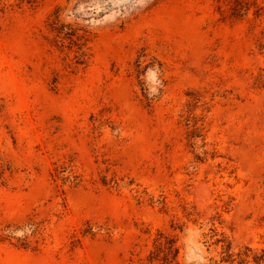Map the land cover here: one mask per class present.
Listing matches in <instances>:
<instances>
[{"label": "rangeland", "instance_id": "obj_1", "mask_svg": "<svg viewBox=\"0 0 264 264\" xmlns=\"http://www.w3.org/2000/svg\"><path fill=\"white\" fill-rule=\"evenodd\" d=\"M0 0V264H264V0Z\"/></svg>", "mask_w": 264, "mask_h": 264}, {"label": "trees", "instance_id": "obj_2", "mask_svg": "<svg viewBox=\"0 0 264 264\" xmlns=\"http://www.w3.org/2000/svg\"><path fill=\"white\" fill-rule=\"evenodd\" d=\"M240 2H241L240 0H234L235 4L233 5L232 9L236 11V9L239 8L238 5L240 4Z\"/></svg>", "mask_w": 264, "mask_h": 264}]
</instances>
